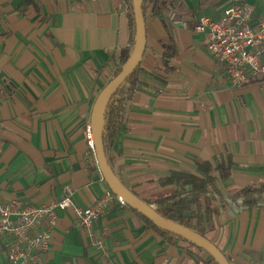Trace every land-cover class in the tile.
<instances>
[{"label": "crops", "instance_id": "crops-1", "mask_svg": "<svg viewBox=\"0 0 264 264\" xmlns=\"http://www.w3.org/2000/svg\"><path fill=\"white\" fill-rule=\"evenodd\" d=\"M243 1L264 16V0ZM229 2L157 0V14L148 10L142 86L109 154L115 174L143 200L175 190L160 183L171 171L200 176L198 160L214 166L229 157L230 174L215 181L210 198L216 210L207 237L230 264H264V201L243 208L236 196L264 181V78L230 86L193 31L200 15L218 18ZM129 39L126 0H0L1 200L46 204L69 192L86 207L109 189L85 129ZM169 42L176 53L165 71L161 45ZM55 212L45 264H216L125 204L109 206L94 225L106 253L89 244L71 208Z\"/></svg>", "mask_w": 264, "mask_h": 264}, {"label": "built area", "instance_id": "built-area-1", "mask_svg": "<svg viewBox=\"0 0 264 264\" xmlns=\"http://www.w3.org/2000/svg\"><path fill=\"white\" fill-rule=\"evenodd\" d=\"M193 31L204 35L207 53L223 67L230 86L241 87L264 78V16L256 17L254 3L230 0L218 18L200 15ZM119 64L120 61L115 63L112 76ZM85 139L88 150L95 154L89 125ZM114 203L124 204L109 189L86 207L75 206L69 192L46 204L0 199V238L7 243L6 264H45L57 208H71L75 223L88 235L89 244L106 253L103 237L94 232V225Z\"/></svg>", "mask_w": 264, "mask_h": 264}, {"label": "trees", "instance_id": "trees-1", "mask_svg": "<svg viewBox=\"0 0 264 264\" xmlns=\"http://www.w3.org/2000/svg\"><path fill=\"white\" fill-rule=\"evenodd\" d=\"M126 3L128 5L130 39L129 45L121 50L119 58L120 64L115 71V75L119 72L124 61L129 56L134 42L135 27L132 2L131 0H126ZM141 7L145 20L148 10L151 13L157 14V0H142ZM161 46L163 48L161 61L165 66V71H168L170 69L169 60L175 56L176 49L172 42L167 44L162 43ZM142 71L143 69L139 64L111 95L104 112L102 141L105 156L111 168L109 148L122 129L128 101L131 99L133 93L142 86V81L139 79V74ZM156 78L161 80L160 76H156ZM230 167L231 162L229 157L225 160L219 159L214 166L209 161L198 160L196 162V168L201 174L200 176L183 170L171 171L168 176L160 180V183L173 184L175 190L168 194L156 195L144 201L152 204L154 209L163 217L207 237V232L212 228V211L216 210L212 205V201H210V198H213L215 181L217 179L227 178L230 174ZM236 196L239 198L243 208L259 206L261 201H264V181L239 189ZM137 213L148 225L168 240H182L204 252L203 249L195 244L155 226L147 217L139 212ZM209 260L214 261L210 256Z\"/></svg>", "mask_w": 264, "mask_h": 264}, {"label": "water", "instance_id": "water-1", "mask_svg": "<svg viewBox=\"0 0 264 264\" xmlns=\"http://www.w3.org/2000/svg\"><path fill=\"white\" fill-rule=\"evenodd\" d=\"M131 2L135 27L131 52L119 72L99 90L91 109L89 126L93 134L94 152L99 172L109 190L120 196L125 205L147 217L155 226L200 247L212 257L216 264H230L225 254L209 238L163 217L153 205L146 203L126 187L108 164L102 141L104 112L111 95L140 64L146 46V23L141 7L142 0H131Z\"/></svg>", "mask_w": 264, "mask_h": 264}, {"label": "rangeland", "instance_id": "rangeland-1", "mask_svg": "<svg viewBox=\"0 0 264 264\" xmlns=\"http://www.w3.org/2000/svg\"><path fill=\"white\" fill-rule=\"evenodd\" d=\"M203 252V251H202ZM206 256H207V254H206Z\"/></svg>", "mask_w": 264, "mask_h": 264}]
</instances>
